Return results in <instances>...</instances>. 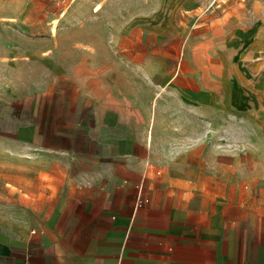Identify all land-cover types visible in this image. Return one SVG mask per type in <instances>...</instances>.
I'll return each instance as SVG.
<instances>
[{"label": "crops", "instance_id": "0c3cea01", "mask_svg": "<svg viewBox=\"0 0 264 264\" xmlns=\"http://www.w3.org/2000/svg\"><path fill=\"white\" fill-rule=\"evenodd\" d=\"M148 1L111 40L0 0V264H264V185L207 133L262 105L255 25Z\"/></svg>", "mask_w": 264, "mask_h": 264}, {"label": "rangeland", "instance_id": "374dc122", "mask_svg": "<svg viewBox=\"0 0 264 264\" xmlns=\"http://www.w3.org/2000/svg\"><path fill=\"white\" fill-rule=\"evenodd\" d=\"M48 11L47 18H55L54 16L63 13L62 23H78V24H94L101 25L103 23L110 24L112 27L111 40L124 39V34L129 32H119L118 27L126 23H134L137 14H140L144 9H150L151 1L148 0H88L89 12L86 10V0L74 1V11L71 12V4L73 0H37ZM213 1V2H212ZM217 0H200L193 7L185 8L177 11L184 13V15H199L194 22L199 23L202 20H207L210 23H216L217 19H209L210 17L219 14H225L223 11L232 2L231 0H218L224 1L221 7L216 6ZM84 4V5H83ZM86 4V5H85ZM165 4V3H164ZM99 5V8L94 9ZM169 6L172 3L168 4ZM234 6V5H233ZM236 6L241 8L242 21L248 27L255 25V39L257 43L264 47V4L263 2L255 3L254 0H237ZM223 11V12H222ZM94 12V13H93ZM37 14V13H36ZM73 14V15H71ZM70 15V16H69ZM229 15V14H228ZM188 18L190 16H187ZM227 15L223 17L226 19ZM190 19V18H189ZM219 20V19H218ZM220 21V20H219ZM53 23L55 21H52ZM192 22V21H191ZM54 30V27L52 28ZM82 29V28H80ZM86 29V28H83ZM39 34V33H36ZM76 34L82 36L87 35L86 31H79ZM95 35H102L104 33L95 31ZM134 34V33H130ZM121 36V37H120ZM245 38V36H243ZM257 63L251 66V83L259 85L263 97L262 105L257 108L253 103H249L248 111H241L238 115L231 116L230 114L216 115L218 120L225 123L223 128H208L207 133L209 136H222L226 137L223 140L219 139L228 151L237 154V167L247 173L249 176L240 177V184L243 186L254 185L261 187L264 185L263 163H264V48H259V52L255 54ZM250 78V77H249ZM243 97L240 96L239 99ZM240 106V105H239ZM215 113H213V116ZM222 118V119H221ZM233 123V127L230 124ZM192 130L193 132L196 130ZM247 160L248 164L245 165L244 161ZM258 172V173H257ZM248 178V179H247ZM252 179V180H251ZM259 189V188H258ZM256 198L260 196L263 198V190L255 193ZM12 194L5 186H0V199L7 200Z\"/></svg>", "mask_w": 264, "mask_h": 264}, {"label": "bare ground", "instance_id": "6f19581e", "mask_svg": "<svg viewBox=\"0 0 264 264\" xmlns=\"http://www.w3.org/2000/svg\"><path fill=\"white\" fill-rule=\"evenodd\" d=\"M99 8V5L94 9L95 11Z\"/></svg>", "mask_w": 264, "mask_h": 264}, {"label": "built area", "instance_id": "2783aa9c", "mask_svg": "<svg viewBox=\"0 0 264 264\" xmlns=\"http://www.w3.org/2000/svg\"><path fill=\"white\" fill-rule=\"evenodd\" d=\"M213 2V1H212Z\"/></svg>", "mask_w": 264, "mask_h": 264}]
</instances>
